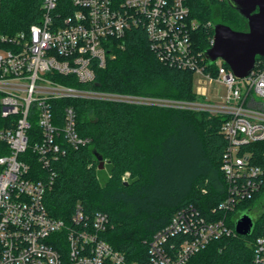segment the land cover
Here are the masks:
<instances>
[{"label": "built area", "instance_id": "built-area-1", "mask_svg": "<svg viewBox=\"0 0 264 264\" xmlns=\"http://www.w3.org/2000/svg\"><path fill=\"white\" fill-rule=\"evenodd\" d=\"M70 2L73 10L68 11L61 0H43L39 23L15 35L0 34V113L19 117L15 126L0 128V141L10 149L0 156V264H64V249L57 245L65 246L68 264H186L212 240L237 233L231 225L237 218L226 215L208 220L194 206L182 208L153 235L148 259L140 263L128 261L102 237L109 225L106 212L89 218L80 202L70 222L50 214L44 199L56 176L52 164L67 152L60 138L74 148L90 142L78 131L75 108L66 106L59 125L54 122L51 102L98 99L226 115L222 132L228 144L222 171L227 197L218 208L232 212L260 186L257 177L262 169L243 148L264 140V59L244 78L236 76L222 58L215 62L216 75L206 72L208 60L194 40L200 23L191 16L187 0ZM135 27L145 29L161 62L197 71L210 83L224 84L223 101H206L205 89L198 93L203 99L186 101L84 88L57 78L93 82L96 69L105 67L109 56L114 57L112 40H124ZM30 117H38L42 132L41 139L34 141L33 155H27ZM34 156L49 170V176L31 167L29 160ZM128 178L127 172L123 180ZM254 248L252 264H264V236L255 239Z\"/></svg>", "mask_w": 264, "mask_h": 264}, {"label": "trees", "instance_id": "trees-1", "mask_svg": "<svg viewBox=\"0 0 264 264\" xmlns=\"http://www.w3.org/2000/svg\"><path fill=\"white\" fill-rule=\"evenodd\" d=\"M42 2L0 0V34L15 35L39 23L43 16ZM62 2L68 5V11L73 10L70 0ZM187 3L191 16L200 23L194 40L202 51L212 45L216 23H225L235 30L248 29L247 20L226 0H187ZM112 41L114 57L109 56L106 66L96 69L93 82L81 83L75 77L61 75L57 78L66 84L107 92L186 101L203 99L194 88L195 71L161 62L143 27L129 30L124 40ZM261 59L264 57H257L255 68ZM206 72L216 75L215 64L208 63ZM51 103L54 122L59 125L63 124L66 106H73L78 131L90 142L74 148L60 138L67 152L52 164L56 176L45 194V204L51 215L68 222L80 202L89 218L99 211L106 212L109 225L102 237L123 252L128 261H146L153 235L182 208L194 206L208 220L226 215L229 219L238 218L264 194V140H261L243 148L251 153V162L262 169L257 177L259 188L232 212L218 208L227 197L222 171L228 144L222 132L227 119L224 114L98 99L63 98ZM18 118L2 117L0 113V128L15 126ZM30 122L27 155H33L34 141L42 136L38 117H30ZM9 151L7 143L0 141V156ZM97 154L105 161L102 169ZM29 162L33 169L44 172V177L49 176V170L42 168L37 157ZM127 172L129 178L124 181ZM231 225L234 227V220ZM259 236H264V209L255 218L251 235L235 233L214 239L186 264H252L254 242ZM57 248L64 249V264H68L65 246Z\"/></svg>", "mask_w": 264, "mask_h": 264}, {"label": "water", "instance_id": "water-1", "mask_svg": "<svg viewBox=\"0 0 264 264\" xmlns=\"http://www.w3.org/2000/svg\"><path fill=\"white\" fill-rule=\"evenodd\" d=\"M248 22V29L235 30L219 22L214 25L213 43L204 53L210 65L222 58L240 78L247 77L255 68L257 57H264V0H226ZM100 168L105 165L103 157L97 154ZM249 209L238 216L235 228L242 235H251L255 218Z\"/></svg>", "mask_w": 264, "mask_h": 264}, {"label": "rangeland", "instance_id": "rangeland-1", "mask_svg": "<svg viewBox=\"0 0 264 264\" xmlns=\"http://www.w3.org/2000/svg\"><path fill=\"white\" fill-rule=\"evenodd\" d=\"M194 88L196 92L198 89H205L206 95L205 100L208 102L221 103L226 94V86L220 82H208L204 76L199 72L194 73ZM212 114V113H210ZM264 209V194L262 197L255 203V205L249 209V212L258 216Z\"/></svg>", "mask_w": 264, "mask_h": 264}, {"label": "crops", "instance_id": "crops-1", "mask_svg": "<svg viewBox=\"0 0 264 264\" xmlns=\"http://www.w3.org/2000/svg\"><path fill=\"white\" fill-rule=\"evenodd\" d=\"M202 90H203V89H201V90H200V89H198L197 93H200ZM205 94H206V92H205Z\"/></svg>", "mask_w": 264, "mask_h": 264}]
</instances>
